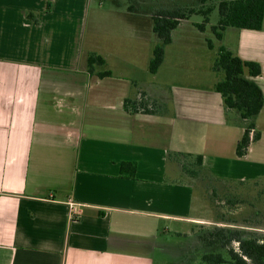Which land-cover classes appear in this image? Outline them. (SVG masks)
I'll list each match as a JSON object with an SVG mask.
<instances>
[{"label": "crops", "instance_id": "1", "mask_svg": "<svg viewBox=\"0 0 264 264\" xmlns=\"http://www.w3.org/2000/svg\"><path fill=\"white\" fill-rule=\"evenodd\" d=\"M90 2L0 0V264H155L157 251L168 253L170 229L187 236L193 225L185 161L201 156L199 171L221 182L264 179V104L254 120L260 139L238 158L244 123L214 91L215 44L200 57L207 74L195 84L185 53L194 38L174 36L181 21L153 79L173 64L171 49L188 70L153 89L130 69V56L149 73L158 43L148 48L126 17L123 43L84 48ZM218 42L260 66L259 76L244 77L264 97V18L261 30L229 27ZM91 54L104 65L89 74ZM128 69L131 77L115 72ZM127 99L155 111L127 112Z\"/></svg>", "mask_w": 264, "mask_h": 264}, {"label": "rangeland", "instance_id": "2", "mask_svg": "<svg viewBox=\"0 0 264 264\" xmlns=\"http://www.w3.org/2000/svg\"><path fill=\"white\" fill-rule=\"evenodd\" d=\"M224 0H91L89 12L85 21L84 48H92L96 42L105 47L110 44L123 43L121 37L123 28H128L126 22L136 24L138 29H142V38L147 39L148 48L154 43L159 44L158 37L152 32V20L157 11L161 9L189 8L208 9V23L203 32H200L195 25L202 24L204 16L202 14H193L189 17L188 22L176 31L175 38L184 35L192 36L194 50L185 52L189 53V74L194 75V83L201 84L203 74H207L202 66V54L208 53L207 41L211 40L215 44V49L211 53L216 56L217 48L220 46L211 28L217 26L219 21V3ZM111 31L113 38L107 39V32ZM98 33L95 36V33ZM120 34V35H119ZM144 40V39H143ZM96 41V42H95ZM144 43V41H142ZM137 44L136 42H132ZM141 43V44H143ZM176 52H169L173 64H169V69H164L153 79V75L146 72L142 60L131 54V67L137 66L138 78L142 83L150 85L153 89L167 87L174 80L182 78L184 72L188 70L182 67V60L178 61ZM210 54V53H209ZM195 57V59H193ZM180 66H173L179 64ZM173 66V67H172ZM130 69H133L130 68ZM131 77L130 70L116 71ZM222 78V74H217ZM214 76V75H211ZM157 111V110H156ZM189 170L198 171L193 167L194 162L190 165L188 161L183 163ZM194 188L193 202V225L188 227L187 236H177L174 230L170 229V234L166 240L167 252H156L154 254L155 264H198L201 255L212 252H221L217 247L213 250L204 248L198 240V236L206 231H211L215 227L225 228L226 230L238 231L243 238L253 236H264V179L249 183H232L221 182L212 179L206 173L201 171L195 177L185 174ZM236 243L232 247L236 248ZM222 253H224L222 251Z\"/></svg>", "mask_w": 264, "mask_h": 264}, {"label": "trees", "instance_id": "3", "mask_svg": "<svg viewBox=\"0 0 264 264\" xmlns=\"http://www.w3.org/2000/svg\"><path fill=\"white\" fill-rule=\"evenodd\" d=\"M48 10V8H47ZM211 9L189 8L183 10L161 9L153 16L152 30L159 39L152 51V58L149 62L148 71L154 75L163 62L164 47L171 43V32L183 20H188L193 14H202L204 20L202 24L195 27L203 32L208 23V14ZM219 21L217 26L211 31L217 41H220L223 32L227 28L261 30L264 18V0H224L219 3ZM28 19L37 23V19L28 14ZM207 47L212 49L211 41H207ZM104 60L102 57L91 54L87 58V71L92 74L96 67H102ZM212 70L216 74H222V78L214 85V91L219 93L222 98L225 111H235L244 123L243 134L236 145V156L243 158L251 143L260 139V133L255 132L254 120L260 113L264 97L260 88L252 81L244 77L247 70L250 77L261 74V68L253 62H244L224 47H219L218 56L213 62ZM110 72L98 73V77L110 76ZM149 105L143 102L137 103L135 100L127 99L123 102V108L131 113H154L155 110H148ZM155 104H151L154 107ZM254 131L251 136L250 133ZM177 157L187 158L189 155L176 154ZM194 166L198 171L189 170L183 165V172L190 177H195L202 166V157H194ZM123 168L125 164L122 165ZM129 173L135 174V166H131ZM198 240L206 249L219 248L221 252L212 251L201 255L199 264H264V236H253L243 238L238 231L226 230L225 228L215 227L211 231H206L198 236ZM236 243V248L232 244ZM222 251L224 253H222Z\"/></svg>", "mask_w": 264, "mask_h": 264}, {"label": "built area", "instance_id": "4", "mask_svg": "<svg viewBox=\"0 0 264 264\" xmlns=\"http://www.w3.org/2000/svg\"><path fill=\"white\" fill-rule=\"evenodd\" d=\"M253 133H254V131H252V132L250 133V135L252 136V135H253Z\"/></svg>", "mask_w": 264, "mask_h": 264}]
</instances>
